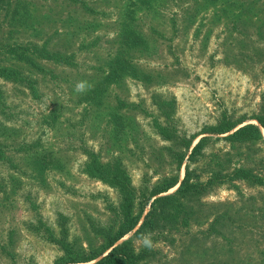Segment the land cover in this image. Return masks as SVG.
Segmentation results:
<instances>
[{"label":"rangeland","instance_id":"obj_1","mask_svg":"<svg viewBox=\"0 0 264 264\" xmlns=\"http://www.w3.org/2000/svg\"><path fill=\"white\" fill-rule=\"evenodd\" d=\"M0 68L16 73L0 76V264L107 246L122 194L94 160L135 191L143 213L118 244L140 264H264V138L229 137L264 117V0H0ZM222 119L238 126L205 133Z\"/></svg>","mask_w":264,"mask_h":264},{"label":"trees","instance_id":"obj_2","mask_svg":"<svg viewBox=\"0 0 264 264\" xmlns=\"http://www.w3.org/2000/svg\"><path fill=\"white\" fill-rule=\"evenodd\" d=\"M0 76H5L6 78L16 76L14 71L8 69L0 68ZM258 122L260 127L254 124H248L240 127L229 137L236 141H249V140H261L263 139V131L264 130V117L258 118ZM238 124L232 123L227 119H222L220 123L208 131L206 134H228L236 129ZM205 139H201L199 143L193 149V152L190 158H193L196 154L201 151V147L204 144ZM183 158L181 161L183 162ZM88 174L92 177L99 178L105 182H108L110 185L118 188L120 194H122V204L120 208V214L122 216V222L118 228V231L114 238L110 239L107 243V246L103 248V250L99 251L92 255V257L88 258L86 261H80V259H71L69 263H79V262H90L97 260L94 264H140L139 256L134 253V251L129 246L128 241H124L118 244L125 236L131 233L139 224L143 210H141L140 215L134 216L132 213L133 210V201L135 191L131 186V182L128 179V176L124 171L120 168L116 167L114 169L106 168L100 165V163L96 160L92 161L88 165ZM247 174V173H245ZM252 178V177H250ZM188 175H186L185 179L180 185V188L177 191V194L186 195V193L192 188L196 187L195 185H190L188 182ZM178 184V180H170L165 183L161 187H157L152 191L151 196H158L168 190L174 188ZM175 196H165L156 198L151 207H155L156 203H166ZM144 207V206H143ZM143 209V208H142ZM155 214L154 208L151 209L145 217V220L141 227L138 229L137 233H141L144 229H153L155 228L153 218ZM110 250V251H109ZM109 251L107 254H105ZM69 263H60V264H69Z\"/></svg>","mask_w":264,"mask_h":264},{"label":"clouds","instance_id":"obj_3","mask_svg":"<svg viewBox=\"0 0 264 264\" xmlns=\"http://www.w3.org/2000/svg\"><path fill=\"white\" fill-rule=\"evenodd\" d=\"M94 85H92L89 81L81 80L77 81L74 85V91L77 94H84L88 91H90ZM153 233L148 232L142 234L140 237H138L139 241L142 243L143 247H145L148 250H152L154 248V241L152 239Z\"/></svg>","mask_w":264,"mask_h":264}]
</instances>
